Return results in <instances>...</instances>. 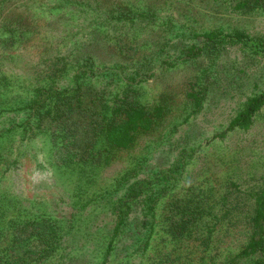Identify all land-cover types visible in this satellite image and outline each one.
I'll return each instance as SVG.
<instances>
[{
	"label": "rangeland",
	"instance_id": "374dc122",
	"mask_svg": "<svg viewBox=\"0 0 264 264\" xmlns=\"http://www.w3.org/2000/svg\"><path fill=\"white\" fill-rule=\"evenodd\" d=\"M211 30L264 36V0H0V93L53 78L55 87H73L86 55L105 70L84 75L93 89L71 129L32 120L31 138L14 131L0 144V198H9L0 225L16 216L53 222L59 243L43 264H101L122 208L126 226L106 264H228L248 242L254 195L264 186V106L249 129H227L264 90V56L224 43L217 56L188 58L192 45L204 46L195 34ZM129 85L130 99L164 112L129 147L104 152L95 111ZM192 90L203 99L198 112ZM92 98L97 107L89 109ZM135 180L155 181L152 211L144 194L121 204ZM251 257L235 264H254Z\"/></svg>",
	"mask_w": 264,
	"mask_h": 264
},
{
	"label": "trees",
	"instance_id": "16d2710c",
	"mask_svg": "<svg viewBox=\"0 0 264 264\" xmlns=\"http://www.w3.org/2000/svg\"><path fill=\"white\" fill-rule=\"evenodd\" d=\"M248 3V1H242L240 5L245 6ZM195 36L202 38L204 46L192 45L186 53L188 58H198L204 53L210 54V56H217L225 48L223 46L224 43L231 45L242 44L250 48L254 54L264 56V36H252L243 31L224 32L223 30H211L202 34L196 33ZM92 59L91 56L86 55L81 63L76 64L77 66L75 65V73L71 78V83L74 84L73 87L63 86L62 89L55 87L54 78L47 76L46 78L53 79H43L37 85L32 84L27 91L20 89L15 92L0 93V118L5 116L4 114L11 113L9 115L11 117V125L0 129V144L7 138L12 137L14 131H19L23 135V139L31 138L33 134L32 120H59V124L64 123L67 128H70L71 125H76L75 114L81 115L85 110L84 95L85 93L90 95L89 91L93 89L85 80L84 75L94 78L101 76L105 71L100 72L93 64ZM6 83L8 82L6 81ZM129 91H134L133 85L127 87V93L124 92L122 97L116 95L113 98H105L103 105L98 106L99 112L95 111V115L99 118V124L94 126L93 130H98L97 132L102 135L104 152L110 153L112 149L129 147L133 143L135 135L138 132L150 130L154 126L156 119L161 117L164 112V108L161 105L151 109L140 101L130 99ZM76 92H78L77 95L74 94ZM188 96L194 103L195 112H198L203 104L200 92L192 90L188 93ZM74 98L78 100V103L74 102ZM91 102L92 105L89 109L97 107L95 105L97 102L96 98L95 100L92 98ZM263 106L264 90L249 97L245 107L236 114L227 131L249 129L254 122L255 116ZM17 115H22L21 122L16 121L18 119ZM62 124L61 126L59 125L61 128ZM58 134L70 136L65 131H60ZM91 136L84 130L81 140L83 142L89 141ZM98 152L103 155L100 150ZM0 157H2L1 147ZM104 157L107 160L110 156L104 155ZM17 161L18 159H14L12 163L15 164ZM167 171H160L157 174L158 177L162 174H167ZM154 184L155 181L152 180H135L121 196V204L126 205L129 201L139 200L140 196L144 194L143 200L148 205V209L152 211L151 194L154 192L152 189ZM8 199L5 198L4 201L8 202ZM4 201L0 198V206L3 205ZM254 201L255 211L249 220L250 238L228 264H235L238 258H250L253 255L258 256L254 260V264H264V186L254 195ZM5 212L0 210V218L6 214ZM117 213L118 222L114 227L112 241L115 235L120 233L126 226V210L123 208L117 209ZM228 213V209L225 210V214ZM7 220L5 217L3 222ZM7 222V225H0V264H43L44 262L41 260L50 255L56 249V244L59 243L57 226L47 219L39 222L36 218L19 219L16 216ZM10 231H13L12 238L5 240L6 235ZM42 237H47L44 249L36 250L33 247L34 241L41 240ZM112 241H110V245L106 249L104 261L101 264L107 263L108 255L112 250ZM35 254H38V257Z\"/></svg>",
	"mask_w": 264,
	"mask_h": 264
}]
</instances>
